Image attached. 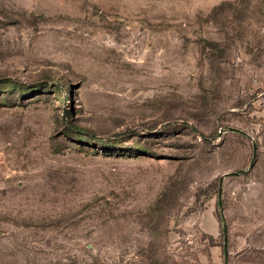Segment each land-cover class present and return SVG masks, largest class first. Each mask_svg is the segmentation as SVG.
Wrapping results in <instances>:
<instances>
[{"label": "rangeland", "instance_id": "1", "mask_svg": "<svg viewBox=\"0 0 264 264\" xmlns=\"http://www.w3.org/2000/svg\"><path fill=\"white\" fill-rule=\"evenodd\" d=\"M0 264H264V0H0Z\"/></svg>", "mask_w": 264, "mask_h": 264}, {"label": "trees", "instance_id": "2", "mask_svg": "<svg viewBox=\"0 0 264 264\" xmlns=\"http://www.w3.org/2000/svg\"><path fill=\"white\" fill-rule=\"evenodd\" d=\"M209 187H211V188H210L211 190H215V191H217V192L220 190L219 182L211 183V184L209 185ZM218 216H219L220 219H222L221 214H218ZM209 238H210L211 240L214 241L213 236H209Z\"/></svg>", "mask_w": 264, "mask_h": 264}, {"label": "water", "instance_id": "3", "mask_svg": "<svg viewBox=\"0 0 264 264\" xmlns=\"http://www.w3.org/2000/svg\"><path fill=\"white\" fill-rule=\"evenodd\" d=\"M254 155H256V146H255V150H254ZM224 231L226 232V226H224ZM226 237H225V243H226Z\"/></svg>", "mask_w": 264, "mask_h": 264}]
</instances>
